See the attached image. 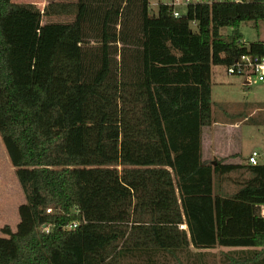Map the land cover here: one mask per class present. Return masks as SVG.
Returning a JSON list of instances; mask_svg holds the SVG:
<instances>
[{"label":"trees","instance_id":"1","mask_svg":"<svg viewBox=\"0 0 264 264\" xmlns=\"http://www.w3.org/2000/svg\"><path fill=\"white\" fill-rule=\"evenodd\" d=\"M150 6L77 0L72 22L42 25L51 7L0 0V136L25 196L0 264H208L190 247H214L195 233L216 229L223 184L225 198L264 201V164H214L202 147L212 68L264 56L241 32L264 24V0L196 3L185 18ZM252 231L257 249L219 262L264 264L258 211Z\"/></svg>","mask_w":264,"mask_h":264},{"label":"crops","instance_id":"2","mask_svg":"<svg viewBox=\"0 0 264 264\" xmlns=\"http://www.w3.org/2000/svg\"><path fill=\"white\" fill-rule=\"evenodd\" d=\"M150 2L153 9L156 10L155 13H153L152 15H156L158 5L160 3H164L168 5L171 4L164 2V0H150ZM20 4L36 6V4L30 1L27 2L26 4L25 3L24 4L20 3ZM53 5L55 4H52V7ZM71 5L72 4H68L67 6H71ZM56 7H60V8L64 7V4L62 5L59 4ZM37 8L40 10L41 7L38 6ZM53 12L54 14H51L50 12L49 17L61 15L55 12V10H53ZM71 16L74 19L75 12L71 14ZM47 24H64V23H47ZM42 25H44L43 21H42ZM192 29L196 31L197 29L196 24H192ZM215 67H219V66H215ZM215 67L212 68V77L215 73L214 71ZM219 75H221V73H219ZM228 77L232 81L230 85L239 86L238 93H241V95L243 96L240 102L234 104L235 110L241 112L240 114L243 115V117H241L240 119L235 118L233 122H228V123H224L213 119V123L211 125V134L207 137H205L206 128L203 129V135H202L203 160L208 162L211 157L212 159L211 161L214 164H216L217 161H222L224 162V164L248 165V157L251 154V152L258 151L260 153L259 163L264 164V137L260 139V144L257 145L260 148L253 149L251 150L250 153L248 154L246 153V155H244L242 151H240L239 149V146L243 142L242 139H244L245 136L247 135L248 127L246 126L247 125L246 122L249 120L251 116V114H248V116H246L245 112L247 111V109L249 111L254 109L255 113L264 112V108L259 105V104L264 105V102L259 99L257 90H255L252 85L246 84L243 78L232 77V76H228ZM212 103H213L212 116L214 117L215 102L213 100V87H212ZM231 105H233V103ZM223 107L224 106H221V104L219 103L217 106L218 111L223 113L224 111ZM261 122L263 121L256 122L255 124H260ZM253 128L257 129V125H255V127ZM234 190L235 188L233 186V191L228 192L226 191L224 185L223 188L220 189V192H217V194L215 195L216 229L212 231L208 230V231H200L195 233V239L199 245H208L214 247L202 251L194 248L192 245L190 247V250L193 253L206 252L216 258L217 262H210L208 264H224L219 262L220 256L223 253L257 249L254 243V233L252 231V219L254 217V213L257 211L259 213L260 211L258 206L260 204H263L260 202H264V201L253 198L229 199V198H225L222 195H219V194H225L226 192L233 193ZM181 228L187 229V226L183 225L181 226Z\"/></svg>","mask_w":264,"mask_h":264},{"label":"rangeland","instance_id":"3","mask_svg":"<svg viewBox=\"0 0 264 264\" xmlns=\"http://www.w3.org/2000/svg\"><path fill=\"white\" fill-rule=\"evenodd\" d=\"M17 4H26L27 2H32L36 4V6H40V11L48 10L50 8L51 14L55 12L61 14L59 16H50L44 15L43 17V24L47 23H70L73 20L71 14L74 13V8H63V7H56L59 4H64V6L68 4H76L77 0H13ZM166 3H171L172 0H164ZM52 4L53 5L52 7ZM56 8V9H55ZM151 13H155L156 10L153 9L152 6ZM182 14L186 12V8L178 7L177 8ZM70 14V15H69ZM223 34L228 36L231 32L229 29H224ZM241 32L244 34L245 43L251 44L256 42H264V24H260L259 29H256L252 23H245L241 26ZM215 73L212 77V87H213V100L215 102V110H214V120H218L224 123L233 122L235 118H241L239 111H236L234 108V104L238 103L242 100L243 96L241 93H238L239 86H232L230 83L232 82L231 79L228 77L224 66L215 67ZM221 73V75H219ZM220 76V77H219ZM253 88L257 90V94L259 99L264 102V87L259 84L258 82L253 83ZM242 91V90H241ZM252 97V95H251ZM224 106L223 113L218 111L217 106L218 104ZM233 103V105H231ZM261 107L264 108V105L259 104ZM259 106V107H260ZM221 109V108H220ZM233 109V110H231ZM222 110V109H221ZM247 109L246 116L251 114L247 123V135L245 136L243 142L239 146L240 151L244 155L246 153H250L251 150L260 148L257 145L260 144V139L264 137V112H257L255 113L254 109L249 111ZM263 121L260 124H255L256 122ZM213 123V121H212ZM212 125V124H211ZM211 125L205 127V137L211 134ZM257 125V129H254ZM251 131V132H250ZM257 137V138H256ZM211 157L209 162L211 161ZM236 175L233 174L232 177L234 178ZM225 185V189L228 192L233 191V186L228 183L223 184ZM25 202V196L21 189V186L18 182L16 176V169L12 166L8 154L6 152L5 146L2 142L0 136V236L7 237L4 234V228L9 227L12 230H16V227L20 221L18 209L19 207ZM51 229V227H50ZM208 259L210 262H217L216 258L210 254H208ZM161 264L165 263V260H161ZM169 263L165 264H174L173 259H169Z\"/></svg>","mask_w":264,"mask_h":264},{"label":"built area","instance_id":"4","mask_svg":"<svg viewBox=\"0 0 264 264\" xmlns=\"http://www.w3.org/2000/svg\"><path fill=\"white\" fill-rule=\"evenodd\" d=\"M250 0H172L171 6H173V15L176 18L182 17V13L177 9L178 7L188 8L190 5L196 3H245ZM228 76L243 78L248 85H253L254 82H258L264 87V56H254L245 54L238 58L233 64L224 66ZM260 159V153L253 151L248 157V165L257 166ZM260 209L259 215L264 218V204L258 206ZM47 213H51V209L47 210ZM78 226V223H73L67 227L72 230ZM48 231V230H47Z\"/></svg>","mask_w":264,"mask_h":264},{"label":"water","instance_id":"5","mask_svg":"<svg viewBox=\"0 0 264 264\" xmlns=\"http://www.w3.org/2000/svg\"><path fill=\"white\" fill-rule=\"evenodd\" d=\"M183 17L185 18V17H186V15H183Z\"/></svg>","mask_w":264,"mask_h":264}]
</instances>
